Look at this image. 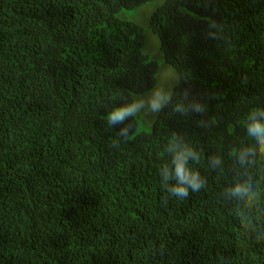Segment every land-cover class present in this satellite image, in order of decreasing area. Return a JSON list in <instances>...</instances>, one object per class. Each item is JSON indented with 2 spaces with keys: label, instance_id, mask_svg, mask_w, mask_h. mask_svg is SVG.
<instances>
[{
  "label": "trees",
  "instance_id": "16d2710c",
  "mask_svg": "<svg viewBox=\"0 0 264 264\" xmlns=\"http://www.w3.org/2000/svg\"><path fill=\"white\" fill-rule=\"evenodd\" d=\"M148 1L0 0V264H264V0H163L178 82L132 136L108 114L157 65L118 13Z\"/></svg>",
  "mask_w": 264,
  "mask_h": 264
},
{
  "label": "rangeland",
  "instance_id": "374dc122",
  "mask_svg": "<svg viewBox=\"0 0 264 264\" xmlns=\"http://www.w3.org/2000/svg\"><path fill=\"white\" fill-rule=\"evenodd\" d=\"M162 2L163 0H150L136 8L122 9L118 13L120 18L133 21L144 28L145 41L143 51L147 55L148 61H153L157 65L153 87L142 93H134L132 102L128 106L117 107L113 110L134 107V113L127 115L134 117L136 121L132 136L152 130L158 113L169 100L178 82L176 70L172 65L166 63L162 57L159 38L148 26L151 14ZM153 104H156L157 107L154 108Z\"/></svg>",
  "mask_w": 264,
  "mask_h": 264
},
{
  "label": "clouds",
  "instance_id": "9594fccd",
  "mask_svg": "<svg viewBox=\"0 0 264 264\" xmlns=\"http://www.w3.org/2000/svg\"><path fill=\"white\" fill-rule=\"evenodd\" d=\"M153 107H157L156 104H153ZM135 111L134 107L116 109L111 112L107 119L110 121H123V119L130 114H133ZM249 132L255 135L258 141L261 144H264V123L253 121L249 126ZM126 131V129L124 130ZM175 168V177L179 181L174 187L170 188V192L179 198H185L188 196V186H191L193 191H196L200 186V181L198 179V173H190L189 169L185 167L186 158L177 157L174 160ZM165 179H168V176H165ZM243 189L239 186L235 189L236 192H241Z\"/></svg>",
  "mask_w": 264,
  "mask_h": 264
}]
</instances>
